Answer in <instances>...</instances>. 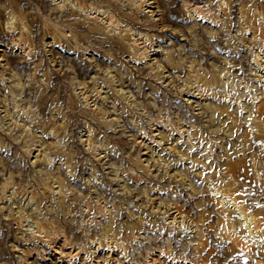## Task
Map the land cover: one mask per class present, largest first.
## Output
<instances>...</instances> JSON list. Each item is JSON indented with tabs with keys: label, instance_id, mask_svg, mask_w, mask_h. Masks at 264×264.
Wrapping results in <instances>:
<instances>
[{
	"label": "rangeland",
	"instance_id": "rangeland-1",
	"mask_svg": "<svg viewBox=\"0 0 264 264\" xmlns=\"http://www.w3.org/2000/svg\"><path fill=\"white\" fill-rule=\"evenodd\" d=\"M0 264H264V0H0Z\"/></svg>",
	"mask_w": 264,
	"mask_h": 264
},
{
	"label": "bare ground",
	"instance_id": "bare-ground-1",
	"mask_svg": "<svg viewBox=\"0 0 264 264\" xmlns=\"http://www.w3.org/2000/svg\"><path fill=\"white\" fill-rule=\"evenodd\" d=\"M230 199V198H229ZM249 214V213H248ZM247 215V214H246ZM253 218V217H252ZM254 226V225H253Z\"/></svg>",
	"mask_w": 264,
	"mask_h": 264
}]
</instances>
